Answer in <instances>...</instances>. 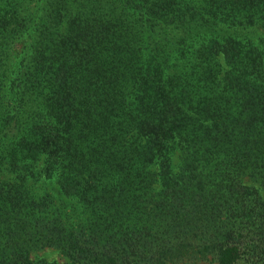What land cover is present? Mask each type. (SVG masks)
<instances>
[{
    "label": "trees",
    "instance_id": "trees-1",
    "mask_svg": "<svg viewBox=\"0 0 264 264\" xmlns=\"http://www.w3.org/2000/svg\"><path fill=\"white\" fill-rule=\"evenodd\" d=\"M264 264V0H0V264Z\"/></svg>",
    "mask_w": 264,
    "mask_h": 264
},
{
    "label": "rangeland",
    "instance_id": "rangeland-1",
    "mask_svg": "<svg viewBox=\"0 0 264 264\" xmlns=\"http://www.w3.org/2000/svg\"><path fill=\"white\" fill-rule=\"evenodd\" d=\"M31 257L33 259H45L47 262H52L54 264H69L67 259L61 255V253L52 248L38 249L31 252ZM196 264H208L207 262H197ZM239 264H243L240 262Z\"/></svg>",
    "mask_w": 264,
    "mask_h": 264
}]
</instances>
